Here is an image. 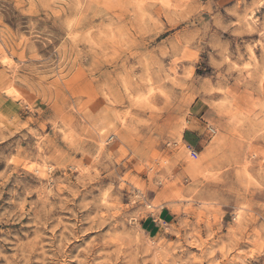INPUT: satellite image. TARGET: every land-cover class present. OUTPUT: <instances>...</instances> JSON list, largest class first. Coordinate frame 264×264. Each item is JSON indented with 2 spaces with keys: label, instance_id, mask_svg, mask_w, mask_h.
Returning <instances> with one entry per match:
<instances>
[{
  "label": "rangeland",
  "instance_id": "1",
  "mask_svg": "<svg viewBox=\"0 0 264 264\" xmlns=\"http://www.w3.org/2000/svg\"><path fill=\"white\" fill-rule=\"evenodd\" d=\"M263 89L264 0H0V264H264Z\"/></svg>",
  "mask_w": 264,
  "mask_h": 264
},
{
  "label": "crops",
  "instance_id": "2",
  "mask_svg": "<svg viewBox=\"0 0 264 264\" xmlns=\"http://www.w3.org/2000/svg\"><path fill=\"white\" fill-rule=\"evenodd\" d=\"M261 99L264 101V89H263V92L261 94ZM195 120V121H198L196 118H191V120ZM188 124L192 123L190 121L187 122ZM201 125L207 127L208 125H204V123L202 124L200 122ZM208 128V127H207ZM213 129V128H212ZM204 129L202 130V128H198L197 130H193L191 129L190 127H186L183 134H182V142L185 144V146H187L188 148L190 149H197L199 147H201V145L203 144L204 142V138H205V135H204ZM188 136H191L194 140V143L193 144H189L187 142V137ZM204 137V138H203ZM160 215V214H159ZM158 221H161V218L158 217Z\"/></svg>",
  "mask_w": 264,
  "mask_h": 264
},
{
  "label": "built area",
  "instance_id": "3",
  "mask_svg": "<svg viewBox=\"0 0 264 264\" xmlns=\"http://www.w3.org/2000/svg\"><path fill=\"white\" fill-rule=\"evenodd\" d=\"M207 130L210 133V135H213L215 133V131L212 128H208ZM190 152H192V154H194V151L192 149H190Z\"/></svg>",
  "mask_w": 264,
  "mask_h": 264
},
{
  "label": "bare ground",
  "instance_id": "4",
  "mask_svg": "<svg viewBox=\"0 0 264 264\" xmlns=\"http://www.w3.org/2000/svg\"><path fill=\"white\" fill-rule=\"evenodd\" d=\"M7 93H8V94H10V93L13 94V92H12L11 90L7 91ZM8 94H7V95H8ZM185 126H186V125H185ZM194 154H196V153L194 152ZM239 215H240V214H239Z\"/></svg>",
  "mask_w": 264,
  "mask_h": 264
}]
</instances>
